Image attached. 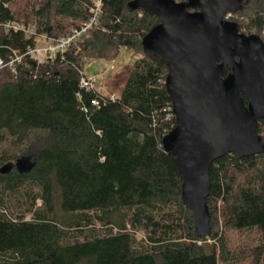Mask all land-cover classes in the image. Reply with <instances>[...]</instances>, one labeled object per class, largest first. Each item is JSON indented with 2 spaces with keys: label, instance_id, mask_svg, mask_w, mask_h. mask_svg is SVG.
<instances>
[{
  "label": "trees",
  "instance_id": "obj_1",
  "mask_svg": "<svg viewBox=\"0 0 264 264\" xmlns=\"http://www.w3.org/2000/svg\"><path fill=\"white\" fill-rule=\"evenodd\" d=\"M131 1L103 0L96 26L38 63L28 51L87 22L96 0H0V56L15 60L0 69V264H264V154L212 164V232L199 238L163 147L176 125L168 66L142 44L160 19ZM228 18L264 41V0ZM123 49L135 59L114 93L81 86L87 60L112 63Z\"/></svg>",
  "mask_w": 264,
  "mask_h": 264
},
{
  "label": "water",
  "instance_id": "obj_2",
  "mask_svg": "<svg viewBox=\"0 0 264 264\" xmlns=\"http://www.w3.org/2000/svg\"><path fill=\"white\" fill-rule=\"evenodd\" d=\"M243 1L130 3L160 19L142 44L146 55L160 56L168 66L165 85L176 125L163 147L181 176L182 201L193 214L199 238L212 232L207 203L212 164L227 154L237 159L264 154L258 132L264 120V41L241 33L228 19ZM28 160H18L19 172L31 170L35 162Z\"/></svg>",
  "mask_w": 264,
  "mask_h": 264
},
{
  "label": "built area",
  "instance_id": "obj_3",
  "mask_svg": "<svg viewBox=\"0 0 264 264\" xmlns=\"http://www.w3.org/2000/svg\"><path fill=\"white\" fill-rule=\"evenodd\" d=\"M103 0H96L95 7L93 9V16L80 27L74 28L68 35L60 38H47V42L43 46H38L31 48L28 54L31 55L38 63H43L45 61L53 59L57 54L66 52L72 44L81 40V38L88 33L94 26L97 25L98 17L101 13V6ZM22 29L23 25H17L13 23L6 24V29L10 31L11 29L18 30ZM33 33V30L30 31ZM21 57H16V60H20ZM15 60H11L8 63L0 56V69L5 66L13 67ZM98 81L97 77L94 75H88L84 73L81 78V86L87 91L96 90L100 92L97 87ZM112 99H115V95H111ZM93 104L98 106L99 101L96 99Z\"/></svg>",
  "mask_w": 264,
  "mask_h": 264
},
{
  "label": "rangeland",
  "instance_id": "obj_4",
  "mask_svg": "<svg viewBox=\"0 0 264 264\" xmlns=\"http://www.w3.org/2000/svg\"><path fill=\"white\" fill-rule=\"evenodd\" d=\"M43 45L44 44H42L41 46ZM134 59L135 57L133 56L132 52H129L123 49L120 55L112 63L106 60H87L84 70L86 74L94 75L95 77H97L98 89L100 90L102 94L108 96L114 93L112 90V81H113L115 74L118 73L123 68L124 65H126L127 63L133 62ZM260 135L264 137V128L261 130ZM26 159H29L28 161L30 163L34 162L33 156L29 155L27 156ZM231 236H232L234 246H239L244 237L243 235H238L237 233H232ZM139 237L143 238V235L139 234ZM219 264H224V263L223 261L220 260Z\"/></svg>",
  "mask_w": 264,
  "mask_h": 264
}]
</instances>
